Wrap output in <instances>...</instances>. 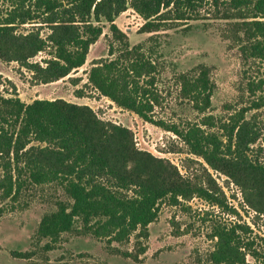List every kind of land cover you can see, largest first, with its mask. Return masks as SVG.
I'll use <instances>...</instances> for the list:
<instances>
[{"label":"trees","instance_id":"1","mask_svg":"<svg viewBox=\"0 0 264 264\" xmlns=\"http://www.w3.org/2000/svg\"><path fill=\"white\" fill-rule=\"evenodd\" d=\"M127 8L144 21L139 33L222 21L229 34L223 38L236 45L245 63L260 64L264 74V0H14L10 11L0 14V60L28 69L40 84L59 81L85 64L90 46L103 33V20L114 39L125 38L114 20ZM34 23L48 26L49 34L43 38L32 29L17 33L19 26ZM49 49L48 58L32 61ZM109 53L113 55L111 47ZM155 72L156 64L136 46L113 60L93 62L87 82L118 108L176 135L190 153L239 188L250 210L264 214V162L249 155L259 136L246 119L250 110L264 108V95L231 115L221 125V135L202 128L214 127L209 117L181 129L154 119V107L160 104L151 89ZM209 73L200 65L193 74L178 76L180 95L198 113L211 105L214 84ZM248 89L253 96L256 91L264 94V78ZM0 174L4 200L17 198L26 184L60 187L65 200L55 202V210L41 218L36 230L40 240L51 244L74 231L109 244H124L133 233L147 239L163 201L174 207L197 197L227 209L222 192L220 196L219 191L193 184L165 160L136 149L129 129L63 99L26 104L16 93L0 96ZM210 229L215 240L211 264H250L247 256L264 262V240L259 250L255 248L249 225L215 221Z\"/></svg>","mask_w":264,"mask_h":264},{"label":"rangeland","instance_id":"2","mask_svg":"<svg viewBox=\"0 0 264 264\" xmlns=\"http://www.w3.org/2000/svg\"><path fill=\"white\" fill-rule=\"evenodd\" d=\"M13 1L0 0L1 15L10 11ZM143 23L142 18L127 8L114 20L125 36L117 41L109 24L103 20L100 23L103 33L90 46L85 64L52 83L40 84L28 69L16 62L0 60V96L10 97L16 93L26 104L36 99H63L86 105L99 119L129 129L136 149L165 160L183 179L188 178L193 184L219 191V194L222 192L227 209L212 207L197 197L181 200L174 207L163 201L158 206L156 221L148 226L147 239H138L133 233L124 244H109L106 239L74 231L62 234L58 242L51 244L40 240L36 230L41 218L54 211L55 202L65 200V196L54 184H26L17 198H0V264H211L209 255L215 240L210 238V228L215 221L249 225L254 247L258 250L262 247L264 214L258 215L245 205L239 188L230 179L190 153L188 146L173 133L143 122L100 95L88 84L87 74L96 60H113L125 50L141 46L144 56L156 64L155 84L151 89L157 92L160 104L154 107V119L183 129L188 124H201L209 117L214 127L202 128L221 135V125L231 115L264 95L256 91L253 96L248 89L251 82L264 78L263 67L256 61L245 63L242 60L236 45L223 38L229 34L222 21L190 22L167 31L139 33ZM204 23H208V27ZM31 29L43 38L50 32L48 26L38 23L19 26L16 31L25 34ZM110 47L113 55H109ZM49 52L50 49L38 54L32 61L48 58ZM200 65L209 69L214 84L210 108L204 113L193 110L182 98L178 84L180 74H193ZM246 119L259 136L250 147L249 155L264 162V108L250 110ZM230 208L237 213H232ZM246 259L250 264H264L262 259L249 256Z\"/></svg>","mask_w":264,"mask_h":264}]
</instances>
